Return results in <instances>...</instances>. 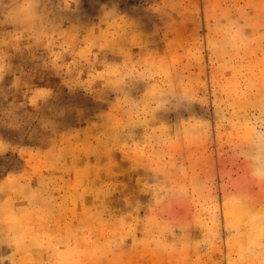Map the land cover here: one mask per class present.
Here are the masks:
<instances>
[{"label": "rangeland", "instance_id": "374dc122", "mask_svg": "<svg viewBox=\"0 0 264 264\" xmlns=\"http://www.w3.org/2000/svg\"><path fill=\"white\" fill-rule=\"evenodd\" d=\"M41 2L0 39V264H264V0Z\"/></svg>", "mask_w": 264, "mask_h": 264}, {"label": "crops", "instance_id": "0c3cea01", "mask_svg": "<svg viewBox=\"0 0 264 264\" xmlns=\"http://www.w3.org/2000/svg\"><path fill=\"white\" fill-rule=\"evenodd\" d=\"M55 1L56 3L59 1L63 5L68 4L67 0H55ZM41 3H42L41 0H0V39L4 40L5 25H14V28L17 25L19 27L18 32H21V31L27 32L26 29L24 28L29 27L30 29L28 30V32L30 34L31 33L36 34L35 28L31 29V27H35L33 23L36 21V18L38 16V13H37L38 5ZM46 14H47L46 16L52 15L50 11ZM15 30L16 29H14V32ZM51 31H52V28L49 27V25L47 24L46 27H44V35L47 36V34L51 33ZM0 43H3V42H0ZM5 45L7 44L5 43ZM2 51H4V49H2ZM13 59L16 60L17 58L12 57V58L7 59L1 56L0 66H4L6 64H12ZM10 77L12 76L8 75L6 79L10 80ZM2 79L4 81L5 76H1V73H0V80ZM15 176L17 175H13V177Z\"/></svg>", "mask_w": 264, "mask_h": 264}]
</instances>
